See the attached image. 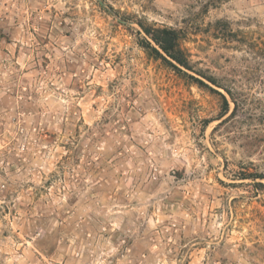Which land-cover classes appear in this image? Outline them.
Segmentation results:
<instances>
[{
	"label": "rangeland",
	"instance_id": "rangeland-1",
	"mask_svg": "<svg viewBox=\"0 0 264 264\" xmlns=\"http://www.w3.org/2000/svg\"><path fill=\"white\" fill-rule=\"evenodd\" d=\"M0 138V264H264V0H0Z\"/></svg>",
	"mask_w": 264,
	"mask_h": 264
},
{
	"label": "trees",
	"instance_id": "trees-1",
	"mask_svg": "<svg viewBox=\"0 0 264 264\" xmlns=\"http://www.w3.org/2000/svg\"><path fill=\"white\" fill-rule=\"evenodd\" d=\"M146 33L150 35L154 43L159 47V49L153 47L150 43L144 46V48L157 59H161L165 63L169 64L175 70L185 74L179 67L185 68L192 71L193 67L191 65L190 58L186 51L181 46V39L178 32L172 29H145ZM161 51L177 65L171 63ZM186 76H189L185 74ZM190 77V76H189ZM192 78V77H190ZM196 80V79H195ZM200 82V81H198ZM201 83V82H200Z\"/></svg>",
	"mask_w": 264,
	"mask_h": 264
},
{
	"label": "built area",
	"instance_id": "built-area-1",
	"mask_svg": "<svg viewBox=\"0 0 264 264\" xmlns=\"http://www.w3.org/2000/svg\"><path fill=\"white\" fill-rule=\"evenodd\" d=\"M2 149H3V142H2V140L0 138V152H1Z\"/></svg>",
	"mask_w": 264,
	"mask_h": 264
}]
</instances>
